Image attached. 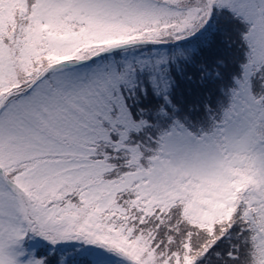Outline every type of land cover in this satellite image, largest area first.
<instances>
[{
	"label": "snow or ice",
	"instance_id": "1",
	"mask_svg": "<svg viewBox=\"0 0 264 264\" xmlns=\"http://www.w3.org/2000/svg\"><path fill=\"white\" fill-rule=\"evenodd\" d=\"M0 264H264V0H0Z\"/></svg>",
	"mask_w": 264,
	"mask_h": 264
}]
</instances>
